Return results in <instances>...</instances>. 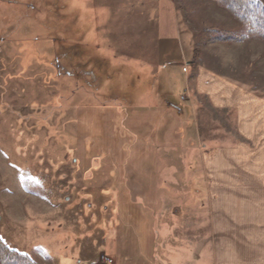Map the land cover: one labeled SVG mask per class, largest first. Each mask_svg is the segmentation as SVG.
<instances>
[{"label": "rangeland", "instance_id": "rangeland-1", "mask_svg": "<svg viewBox=\"0 0 264 264\" xmlns=\"http://www.w3.org/2000/svg\"><path fill=\"white\" fill-rule=\"evenodd\" d=\"M166 24L168 41H158ZM181 31L194 49L186 91L184 74L163 65L190 53ZM225 34L244 39L209 42ZM157 42L169 55L162 64ZM107 60L150 69L157 83L131 82L129 70L102 75ZM198 68L264 98V42L211 1L0 0L6 247L37 264L204 261L203 132L235 134L232 114L196 93Z\"/></svg>", "mask_w": 264, "mask_h": 264}, {"label": "crops", "instance_id": "crops-1", "mask_svg": "<svg viewBox=\"0 0 264 264\" xmlns=\"http://www.w3.org/2000/svg\"><path fill=\"white\" fill-rule=\"evenodd\" d=\"M157 30L158 41H168L171 25H162ZM180 35H184L191 46L190 53L185 55L181 51L176 62L165 64L162 61L169 55L157 42L153 55L158 64L163 63L169 71L173 70L179 80L184 74L186 91L191 86L187 69L191 71L194 66V49L187 32L181 31L179 38ZM123 63L126 65L116 62L114 66L110 60L102 62V75L116 73L125 76V71L129 70L126 76L132 78L131 82H145L150 84L149 87L157 83L156 75L150 69L153 74L149 75L150 72L143 73L133 67L131 61ZM177 65L183 68L181 73ZM94 72L92 63L93 76ZM191 79L198 96L207 100L215 112L232 114L235 136L233 138L232 133L223 131L220 126L214 129L211 137L203 132L204 150H207L201 154V167L207 185L204 198L208 206L210 236L200 248L201 252H206L207 258L203 261L198 257L194 263L188 261L182 264H264V98L202 68H198ZM202 109V112L206 110ZM152 260L153 263L146 257L143 264H158L157 257H152Z\"/></svg>", "mask_w": 264, "mask_h": 264}, {"label": "trees", "instance_id": "trees-1", "mask_svg": "<svg viewBox=\"0 0 264 264\" xmlns=\"http://www.w3.org/2000/svg\"><path fill=\"white\" fill-rule=\"evenodd\" d=\"M216 6L224 9L230 16L243 24L249 35L264 42V0H208ZM243 37H234L228 34L209 40L210 43H237ZM91 57V58H90ZM93 57L99 58L93 51L90 60L87 61L88 68L91 67ZM0 264H37L29 255L20 254L9 249L0 239Z\"/></svg>", "mask_w": 264, "mask_h": 264}]
</instances>
